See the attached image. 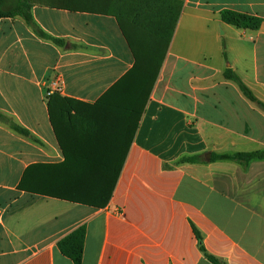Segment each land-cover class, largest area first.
<instances>
[{
    "label": "crops",
    "instance_id": "obj_1",
    "mask_svg": "<svg viewBox=\"0 0 264 264\" xmlns=\"http://www.w3.org/2000/svg\"><path fill=\"white\" fill-rule=\"evenodd\" d=\"M64 6L31 0L30 10L61 46L18 17L0 18V114L28 133L0 121V264H73L57 244L80 226L81 264H212L200 245L219 264H264V160H210L264 151V112L223 78L229 68L264 103V0H183L103 208L29 191L41 171L34 167L64 160L47 110L49 83L59 79L57 94L92 105L134 64L114 17ZM224 10L260 24H225ZM182 76L187 89L173 84ZM107 149L112 155L111 142ZM188 157L198 162L180 161Z\"/></svg>",
    "mask_w": 264,
    "mask_h": 264
},
{
    "label": "trees",
    "instance_id": "obj_2",
    "mask_svg": "<svg viewBox=\"0 0 264 264\" xmlns=\"http://www.w3.org/2000/svg\"><path fill=\"white\" fill-rule=\"evenodd\" d=\"M71 11L89 12L114 17L131 49L132 68L94 104H85L57 93L48 96L47 110L64 160L56 165H42L32 183V193L73 203L103 208L107 203L145 104L157 80L163 56L180 16L183 0H58ZM31 0H0V18L18 17L41 39L61 46L63 42L43 32L31 16ZM223 23L241 29H256L260 19L233 11L220 13ZM225 58V52L223 51ZM223 78L234 83L240 93L261 111L264 103L229 68ZM0 121L13 131L27 135L21 127L0 114ZM112 143V155L109 152ZM110 159L117 163L111 172ZM211 161H232L246 165L264 160V151L211 155ZM181 162L196 163L198 157ZM108 162L107 164H103ZM33 167L24 174L25 178ZM200 243L198 232L193 229ZM85 227L80 226L62 238L57 248L72 261L81 264ZM212 264L219 262L199 246Z\"/></svg>",
    "mask_w": 264,
    "mask_h": 264
},
{
    "label": "built area",
    "instance_id": "obj_3",
    "mask_svg": "<svg viewBox=\"0 0 264 264\" xmlns=\"http://www.w3.org/2000/svg\"><path fill=\"white\" fill-rule=\"evenodd\" d=\"M61 90L60 84H59V79H54L49 83V90L47 95H51L53 93H59Z\"/></svg>",
    "mask_w": 264,
    "mask_h": 264
},
{
    "label": "rangeland",
    "instance_id": "obj_4",
    "mask_svg": "<svg viewBox=\"0 0 264 264\" xmlns=\"http://www.w3.org/2000/svg\"><path fill=\"white\" fill-rule=\"evenodd\" d=\"M179 78V80H177V81H173V84L174 85H176V84H178V85H180L181 87H183L184 89H187V86H188V83H187V79H185V77H178ZM172 97H174V96H172ZM176 101L179 103H181V104H185L186 102H187V100H185V99H180V98H176Z\"/></svg>",
    "mask_w": 264,
    "mask_h": 264
}]
</instances>
